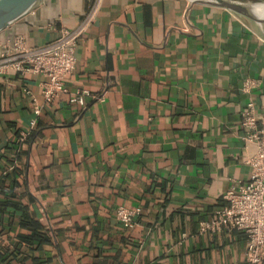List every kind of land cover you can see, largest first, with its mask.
<instances>
[{
  "label": "crops",
  "instance_id": "0c3cea01",
  "mask_svg": "<svg viewBox=\"0 0 264 264\" xmlns=\"http://www.w3.org/2000/svg\"><path fill=\"white\" fill-rule=\"evenodd\" d=\"M93 1L42 0L0 31V55L49 43ZM253 77L262 107L264 22L191 0H102L50 103L43 74L0 71V264H246L244 231L201 224L249 180Z\"/></svg>",
  "mask_w": 264,
  "mask_h": 264
},
{
  "label": "built area",
  "instance_id": "2783aa9c",
  "mask_svg": "<svg viewBox=\"0 0 264 264\" xmlns=\"http://www.w3.org/2000/svg\"><path fill=\"white\" fill-rule=\"evenodd\" d=\"M102 0H94L82 21L73 28L62 26L59 35L42 46H29L23 37L7 45L0 55V71L14 70L22 74L39 73L46 77L42 83V93L46 103L52 102L67 91L66 80L77 64L79 40L94 21ZM259 85L257 78H247L243 91L249 95L242 111V140L247 146L255 147L246 159L250 166L249 180L236 189L224 194L225 204L218 209L216 216L201 224L203 231H218L223 228L241 230L247 235L246 264L264 262V105L259 107L252 97ZM78 97L72 100L76 101ZM42 105L33 99L35 118L42 111ZM2 187L0 185V193ZM137 211L124 205L116 209L117 219L128 228L136 224Z\"/></svg>",
  "mask_w": 264,
  "mask_h": 264
},
{
  "label": "water",
  "instance_id": "95a60500",
  "mask_svg": "<svg viewBox=\"0 0 264 264\" xmlns=\"http://www.w3.org/2000/svg\"><path fill=\"white\" fill-rule=\"evenodd\" d=\"M213 5H220L237 11L257 22H264V15L259 12L264 7V0H191ZM42 0H0V31L11 23L26 16L40 6Z\"/></svg>",
  "mask_w": 264,
  "mask_h": 264
},
{
  "label": "bare ground",
  "instance_id": "6f19581e",
  "mask_svg": "<svg viewBox=\"0 0 264 264\" xmlns=\"http://www.w3.org/2000/svg\"><path fill=\"white\" fill-rule=\"evenodd\" d=\"M259 12L264 15V7H260Z\"/></svg>",
  "mask_w": 264,
  "mask_h": 264
}]
</instances>
